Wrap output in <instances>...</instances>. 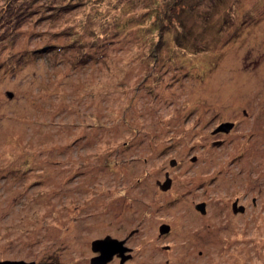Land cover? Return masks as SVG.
Returning <instances> with one entry per match:
<instances>
[{"label": "rangeland", "instance_id": "1", "mask_svg": "<svg viewBox=\"0 0 264 264\" xmlns=\"http://www.w3.org/2000/svg\"><path fill=\"white\" fill-rule=\"evenodd\" d=\"M169 2L0 0V260L264 264V0Z\"/></svg>", "mask_w": 264, "mask_h": 264}, {"label": "water", "instance_id": "2", "mask_svg": "<svg viewBox=\"0 0 264 264\" xmlns=\"http://www.w3.org/2000/svg\"><path fill=\"white\" fill-rule=\"evenodd\" d=\"M234 125L233 122H224L217 129V131H229ZM195 159V158H194ZM172 181L168 178L166 182L161 183L163 189H168L171 187ZM206 202H199L196 207L202 212L206 213L205 205ZM233 209L235 212L244 211L245 206L238 205V200L233 202ZM170 225L164 224L161 227V232L169 230ZM92 250L97 253L92 256L91 264H106L109 260L113 259L115 255L121 257V264H124L125 260L131 257L130 253H126L130 250L128 246L125 245V239H119L111 235H107L103 238H96L92 241ZM0 264H36V261H26V260H0Z\"/></svg>", "mask_w": 264, "mask_h": 264}, {"label": "trees", "instance_id": "3", "mask_svg": "<svg viewBox=\"0 0 264 264\" xmlns=\"http://www.w3.org/2000/svg\"><path fill=\"white\" fill-rule=\"evenodd\" d=\"M12 1H15V0H12ZM184 1L185 0H170V2L168 3V7L166 9L163 8V11L162 12H159L157 14V16L154 17V21L152 20V22H153L152 25L155 26L156 28L159 27L161 29L159 31L160 41L162 40V37L165 34L164 33L165 32V29L163 28L164 25H165V22L167 20L168 21L172 20V18L175 17L176 15L178 16V13L181 12V9L180 8H182V11L184 9H187L188 8V4H184ZM182 4H183V7H182ZM16 6L13 5V8L12 9H10L9 7H7L6 5L4 6L3 12L5 11V12H8V13L6 14V17H4L3 12L0 14V27L4 26L5 22L7 21V19L9 18V16L12 13H14L13 14V17L14 18L22 13L21 10L16 11ZM177 21L179 22L177 25H179L181 27V30H180L181 33L176 35V37L179 40L178 41L179 42L178 44L180 45L187 38V30L185 31V29H184V22L185 21L181 17ZM2 34H3V31H0V42L2 41V38H1V35ZM158 46L159 45L154 46V49H153L154 50L153 51L154 55L157 54V47ZM83 57H82V59H83ZM93 58H95V57L89 56V59H93ZM82 59H80V60H82ZM6 61H8V59L5 60L4 62H6Z\"/></svg>", "mask_w": 264, "mask_h": 264}, {"label": "flooded vegetation", "instance_id": "4", "mask_svg": "<svg viewBox=\"0 0 264 264\" xmlns=\"http://www.w3.org/2000/svg\"><path fill=\"white\" fill-rule=\"evenodd\" d=\"M219 132H222V131H219ZM219 132H214V133H219ZM171 181H172V180H171ZM157 182H158L159 185H160L161 183H163V182H161V180H158ZM126 240H127V238L125 239V245H126ZM114 257H118V258H119L118 255H115Z\"/></svg>", "mask_w": 264, "mask_h": 264}, {"label": "bare ground", "instance_id": "5", "mask_svg": "<svg viewBox=\"0 0 264 264\" xmlns=\"http://www.w3.org/2000/svg\"><path fill=\"white\" fill-rule=\"evenodd\" d=\"M217 132H219V131H217ZM164 182H166V180H165ZM197 209H198V208H197ZM198 210H199V209H198ZM131 250H132V249L130 248V250H129V251H130V254L132 253Z\"/></svg>", "mask_w": 264, "mask_h": 264}]
</instances>
